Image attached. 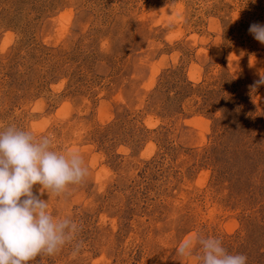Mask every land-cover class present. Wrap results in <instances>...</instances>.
<instances>
[{"label": "rangeland", "instance_id": "1", "mask_svg": "<svg viewBox=\"0 0 264 264\" xmlns=\"http://www.w3.org/2000/svg\"><path fill=\"white\" fill-rule=\"evenodd\" d=\"M252 23L264 0H0V130L49 136L89 169L49 201L76 241L30 264H198L177 255L197 233L264 264Z\"/></svg>", "mask_w": 264, "mask_h": 264}, {"label": "clouds", "instance_id": "2", "mask_svg": "<svg viewBox=\"0 0 264 264\" xmlns=\"http://www.w3.org/2000/svg\"><path fill=\"white\" fill-rule=\"evenodd\" d=\"M249 33L264 45V24L252 23ZM260 85L264 77L251 87ZM53 145L51 137L37 138L15 124L0 130V264H30L59 254L82 231L72 218L54 217L48 209L52 197L67 200L89 169L79 152H61ZM83 246L82 240L76 243L73 255ZM177 255L195 257L198 264H247L246 255L229 253L220 238L200 233L182 242Z\"/></svg>", "mask_w": 264, "mask_h": 264}]
</instances>
